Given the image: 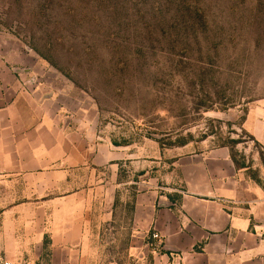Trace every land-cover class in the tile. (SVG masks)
I'll return each instance as SVG.
<instances>
[{"label": "rangeland", "instance_id": "1", "mask_svg": "<svg viewBox=\"0 0 264 264\" xmlns=\"http://www.w3.org/2000/svg\"><path fill=\"white\" fill-rule=\"evenodd\" d=\"M0 48L69 99L116 191L222 146L264 191V0H0Z\"/></svg>", "mask_w": 264, "mask_h": 264}, {"label": "crops", "instance_id": "2", "mask_svg": "<svg viewBox=\"0 0 264 264\" xmlns=\"http://www.w3.org/2000/svg\"><path fill=\"white\" fill-rule=\"evenodd\" d=\"M23 65L0 48L5 264H264V191L228 147L181 155L162 191L147 171L145 190L118 192L92 175L105 174L101 152L92 159L94 146L69 122V99L26 89Z\"/></svg>", "mask_w": 264, "mask_h": 264}, {"label": "built area", "instance_id": "3", "mask_svg": "<svg viewBox=\"0 0 264 264\" xmlns=\"http://www.w3.org/2000/svg\"><path fill=\"white\" fill-rule=\"evenodd\" d=\"M150 238H151L152 240H156V241H158V240H159V235H158V233L154 232V233H152V234L150 235ZM151 245H152V246L154 245V247H156L155 244H151ZM0 264H5V263L0 259Z\"/></svg>", "mask_w": 264, "mask_h": 264}]
</instances>
